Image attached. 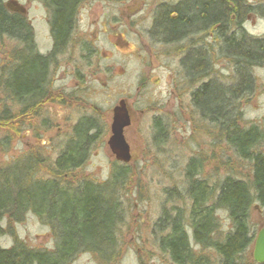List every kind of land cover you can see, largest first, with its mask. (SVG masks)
<instances>
[{
	"label": "rangeland",
	"instance_id": "rangeland-1",
	"mask_svg": "<svg viewBox=\"0 0 264 264\" xmlns=\"http://www.w3.org/2000/svg\"><path fill=\"white\" fill-rule=\"evenodd\" d=\"M178 1L85 0L77 12L72 42L65 52L56 55L50 67L48 101L25 119L7 127L0 123V168L30 160L36 166L35 180L52 179L48 167L65 148L74 125L92 117L101 125V136L73 179L104 184L111 181L117 169H127L122 187L118 185L123 223L115 234L117 258L101 259L83 253L72 264H173L158 248L161 234L155 227L164 209L185 207L183 200H169L166 191L184 192L185 168L190 160L202 161L203 176L211 185L218 183L226 171L234 177L250 175L249 164L236 159L218 131L193 109L190 93L201 82L187 80L181 61L191 49L204 47V38L197 35L166 45L152 37L158 7ZM2 2L30 25L37 52L49 55L53 38L48 6L40 0ZM248 4L254 11L247 14L246 35L264 39V0H248ZM14 47L12 40L0 39V81ZM218 62L214 80L231 83L223 77L230 70ZM249 71L255 90L238 107V118L246 128L264 120V68ZM121 100L126 101L130 114V126L124 132L131 154L128 164L118 162L108 146L113 109ZM2 108L0 101V113ZM155 118L168 126L164 145L159 144L153 129ZM217 216L220 229L216 237H223L229 227L228 215L221 211ZM250 224L257 237L264 227V212L257 203L251 208ZM55 239L50 227L32 213L20 222L5 218L0 223V244L4 248L22 241L33 248L52 250ZM253 251L254 244L245 257H253ZM208 260L217 264L215 259Z\"/></svg>",
	"mask_w": 264,
	"mask_h": 264
},
{
	"label": "trees",
	"instance_id": "trees-1",
	"mask_svg": "<svg viewBox=\"0 0 264 264\" xmlns=\"http://www.w3.org/2000/svg\"><path fill=\"white\" fill-rule=\"evenodd\" d=\"M40 1L50 11L53 48L47 56L37 52L25 18L9 12L0 0V39L15 44L0 81L4 100L0 99V123L6 127L33 115L48 101L50 67L72 42L77 12L85 0ZM252 11L248 0H179L170 6L160 5L156 12L152 37L158 41L172 45L197 35L204 38V47L191 49L181 61L187 80L201 82L190 93L193 109L218 131L236 159L249 164L250 171L249 176L236 177L226 171L211 185L203 176L202 161L190 160L184 192L166 191L169 200H183L185 207L164 209L155 227L161 234L158 248L173 264H209L208 259L217 264H258L245 253L256 239L250 224L251 208L257 203L264 212V120L246 128L238 118L239 102L255 90L250 68H264V39L249 37L244 29ZM218 61L230 70L223 77L231 83L214 80ZM154 120L156 138L164 145L168 126L160 118ZM100 136L101 125L96 119H80L65 148L48 167L49 180L34 179L36 166L30 160L0 168V223L5 218L20 222L32 213L56 238L52 250L33 248L22 241L11 248L0 244V264H72L83 253L117 258L116 235L123 223L119 186L127 169H117L104 184L73 179ZM221 211L228 215L229 227L223 237H216L220 229L217 213Z\"/></svg>",
	"mask_w": 264,
	"mask_h": 264
},
{
	"label": "water",
	"instance_id": "water-1",
	"mask_svg": "<svg viewBox=\"0 0 264 264\" xmlns=\"http://www.w3.org/2000/svg\"><path fill=\"white\" fill-rule=\"evenodd\" d=\"M125 100H121L113 109L111 136L108 146L118 162L128 164L131 161L130 147L125 138V129L130 126V116ZM253 259L264 264V228L261 229L254 242Z\"/></svg>",
	"mask_w": 264,
	"mask_h": 264
},
{
	"label": "flooded vegetation",
	"instance_id": "flooded-vegetation-1",
	"mask_svg": "<svg viewBox=\"0 0 264 264\" xmlns=\"http://www.w3.org/2000/svg\"><path fill=\"white\" fill-rule=\"evenodd\" d=\"M15 14H17V13H15ZM128 108V107H127ZM264 228V227H263Z\"/></svg>",
	"mask_w": 264,
	"mask_h": 264
}]
</instances>
